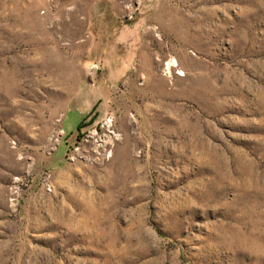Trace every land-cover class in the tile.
Masks as SVG:
<instances>
[{
	"label": "rangeland",
	"instance_id": "374dc122",
	"mask_svg": "<svg viewBox=\"0 0 264 264\" xmlns=\"http://www.w3.org/2000/svg\"><path fill=\"white\" fill-rule=\"evenodd\" d=\"M0 264H264V0H0Z\"/></svg>",
	"mask_w": 264,
	"mask_h": 264
},
{
	"label": "built area",
	"instance_id": "2783aa9c",
	"mask_svg": "<svg viewBox=\"0 0 264 264\" xmlns=\"http://www.w3.org/2000/svg\"><path fill=\"white\" fill-rule=\"evenodd\" d=\"M101 127H105V130H100L99 132L100 127L97 126L91 131V134L89 136L94 137L93 140L97 142H95L96 144H94L90 148H85V151H92V149H94L97 154H102L103 157H105L107 154L106 151L109 148L110 150H112V145L114 141L120 137V132L114 126L112 116H109L108 118L104 119L101 123ZM76 145V150H74L73 153L67 155L71 160H74L77 155H80V153L78 152V149L81 147L80 143ZM111 153H109V155ZM106 158H108V156H106Z\"/></svg>",
	"mask_w": 264,
	"mask_h": 264
},
{
	"label": "crops",
	"instance_id": "0c3cea01",
	"mask_svg": "<svg viewBox=\"0 0 264 264\" xmlns=\"http://www.w3.org/2000/svg\"><path fill=\"white\" fill-rule=\"evenodd\" d=\"M71 112H73V113H75V114H77V118L75 119V121H74V123L72 124V125H70L69 127H67L66 128V130H68V131H72V130H74L73 129V126H75L76 124H79V122H80V115H79V113H78V111L77 110H72V111H70L69 113H68V117H69V114L71 113ZM68 117H67V119H68ZM66 120V119H65ZM67 121V120H66Z\"/></svg>",
	"mask_w": 264,
	"mask_h": 264
}]
</instances>
